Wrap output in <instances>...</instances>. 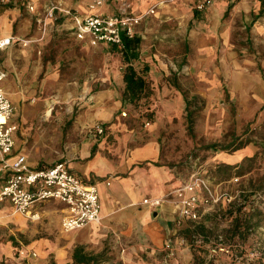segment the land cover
Listing matches in <instances>:
<instances>
[{"label": "crops", "instance_id": "0c3cea01", "mask_svg": "<svg viewBox=\"0 0 264 264\" xmlns=\"http://www.w3.org/2000/svg\"><path fill=\"white\" fill-rule=\"evenodd\" d=\"M149 1L132 0L131 12L138 14L156 8L157 4ZM51 3H59L75 14L89 11L88 0H9L0 4V37L14 38L0 52V65L6 72L1 85L14 107L9 121L17 126L13 132V154H23L32 168L64 162L86 183L96 184L101 221L64 232L60 226L64 205L45 201L34 211L38 220L49 222L45 229L50 225L56 232L53 236L35 237L24 245L36 251L35 258L27 252L14 253L11 245L0 243V264H164L170 252L168 244L176 248L175 263H192L193 252L188 247L181 248V240L189 228L199 226L200 220L209 217L217 207L203 209L196 222L181 218L176 190L184 182L171 167L162 164L157 127L144 128L138 112L123 103L126 83L122 67L128 63L125 60L126 64L120 66V62L101 57L91 64L88 52L95 47L78 39L71 16L59 14L43 28L37 19ZM29 4L34 6L33 11L28 10ZM102 11L116 12L115 3L110 0ZM207 17L213 39L222 36L224 43L231 42L237 20L251 35H257L264 30V0H213ZM144 21L136 27L133 38L140 39ZM19 39L30 42L22 45ZM100 45L101 53L110 46L123 55L126 50L108 43ZM137 50L139 57L133 61L139 64L144 52ZM225 65L223 62L222 66ZM179 66L181 62L174 64L175 76ZM262 75L261 71L253 70V65L243 73L247 96L240 104L245 106L247 101L248 105L246 109L241 107L239 127L253 121L264 108V86L259 88L264 85ZM252 88L259 89L250 98ZM82 93L85 101L81 108H70L62 118L46 107L45 101L50 98L67 101ZM165 93L166 99L171 100L166 106L170 111L178 99H185L177 86L174 92ZM127 112L128 118H123ZM99 123L105 126L101 137L95 130ZM245 154L246 150H241L236 155L240 158ZM4 179L2 174L0 188ZM218 187L223 188L221 184ZM148 197H163L165 202L151 207L143 203ZM9 210H12L9 202L0 203L1 214ZM107 247L119 252L116 259L105 256ZM76 256L91 261L77 263Z\"/></svg>", "mask_w": 264, "mask_h": 264}, {"label": "rangeland", "instance_id": "374dc122", "mask_svg": "<svg viewBox=\"0 0 264 264\" xmlns=\"http://www.w3.org/2000/svg\"><path fill=\"white\" fill-rule=\"evenodd\" d=\"M1 3L5 2L0 0ZM149 3L157 4L156 11L145 13L138 44L144 53L140 63L133 61V64L138 74L148 81L150 91L136 103H123L138 112L144 128L157 127L162 164L171 167L183 182L196 174L217 186L219 194L231 196V201L222 198L213 204L217 209L200 220L206 226L201 235L203 242L199 244L196 239L194 243L192 237L185 235L180 247H188L193 252V261L188 264H264V108L253 121L244 122L240 127L237 122L241 107L246 109L248 105L247 101L245 106L240 104L247 96L243 73L253 65V70L261 71L264 78V30L251 35L237 20L231 42L224 43L222 36L213 39L208 30L209 9L198 12L193 0H150ZM96 46L88 52L91 64L101 57L105 61L120 62V66L126 64L124 55L114 47L101 53V45ZM179 62L181 66L175 76L174 64ZM176 86L184 98L198 97L196 107L204 103L196 114L193 134L188 128L185 99H178L171 111L166 108L171 100L166 99L165 92H174ZM259 88H252L249 97H255ZM83 101L82 93L67 101L50 98L45 104L57 112L56 117L62 118L70 108L79 110ZM128 116V112L123 114V118ZM245 130L248 133L244 136L253 133L251 137L255 141L240 150L215 151L206 147L214 142L228 143ZM241 150H246V154L238 158L236 154ZM226 164L233 168L225 167ZM237 216L244 225L235 232ZM46 222L12 210L0 213V243L11 245L14 253L27 252L35 258L36 251L24 245L43 234L53 236L56 230L50 225L45 229L49 223ZM171 248L173 253L169 252L164 264H181L175 263L176 248L172 245ZM104 252L110 260L116 259L119 253L108 247Z\"/></svg>", "mask_w": 264, "mask_h": 264}, {"label": "built area", "instance_id": "2783aa9c", "mask_svg": "<svg viewBox=\"0 0 264 264\" xmlns=\"http://www.w3.org/2000/svg\"><path fill=\"white\" fill-rule=\"evenodd\" d=\"M8 2L9 0H1ZM116 5V12L106 13L102 8L106 0H91L89 11L75 14L69 8L59 3H51L38 16V22L45 28L48 20H53L59 14L71 16L73 31L80 40L96 46L108 43L117 49H126L125 38H133L136 27L143 21L145 13L153 14L155 6L147 12L133 14L130 0H112ZM213 0H193L194 8L198 12H206ZM28 10L34 6L29 4ZM12 36L0 37V52L11 45ZM22 45L30 39H19ZM6 77L5 70L0 65V176L5 174L0 188V203L9 202L14 213L25 215L31 219L39 216L34 211L38 204L53 200L64 205V214L60 226L62 231L69 232L82 228L88 224L101 221V199L96 184L86 183L80 176L70 171L64 162H56L43 168H32L28 165L23 154H13V132L16 125L10 122L14 107L6 95L1 83ZM97 136L105 134V126L101 123L95 127ZM109 183V182H108ZM176 193L180 196L178 203L181 218H189L196 222L200 219L202 210L218 203L222 198L231 201V196L219 194L217 187L205 177L193 174L184 182ZM165 202L163 197H148L143 203L151 207H159ZM199 244L202 238H197ZM167 248L173 253L171 244ZM33 256L35 252H31Z\"/></svg>", "mask_w": 264, "mask_h": 264}, {"label": "trees", "instance_id": "16d2710c", "mask_svg": "<svg viewBox=\"0 0 264 264\" xmlns=\"http://www.w3.org/2000/svg\"><path fill=\"white\" fill-rule=\"evenodd\" d=\"M139 42H140L139 38H128V37L125 38L126 50L124 52V59L126 60L128 64L126 68L124 69V73H123L124 80L126 83V88H125V92L123 95V101H131L134 103L138 102L143 96L146 95V92L150 91L148 81L146 80V78L138 74V72L136 71V68L134 67L132 63L134 59H138L139 57V51L137 50ZM185 100H186L185 110H186V116L188 120V128H189L190 133L193 134L196 114L198 111L202 109V106L204 105V103L196 107V102L198 100L197 96L192 97V98L185 96ZM246 133H248V130H245L244 133L240 136L239 135L233 136L232 140L229 141L228 143L214 142V143L209 144L206 147L214 149L215 151L226 150L230 152H235L237 150H240L246 147L248 144L252 143L253 141H255L251 137L253 133L250 132L251 135L249 134L245 137L244 135ZM225 167L233 168L232 165H228V164H226ZM235 221H236L235 223L236 231L235 232H237L238 229L242 225H244V223L242 224L240 222L239 216L235 218ZM202 230H206V226L204 224H201L200 226L195 227V228H189L186 231L187 232L186 234L187 236L192 237L193 242L195 243L197 237L199 235H202L203 233ZM75 259L77 263L82 262V261L90 263L91 261V259L81 258L78 256H76Z\"/></svg>", "mask_w": 264, "mask_h": 264}]
</instances>
